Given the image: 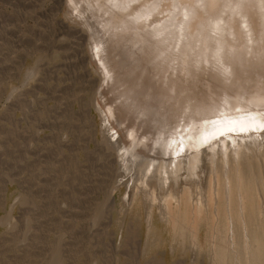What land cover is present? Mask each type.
I'll list each match as a JSON object with an SVG mask.
<instances>
[{"label": "rangeland", "instance_id": "374dc122", "mask_svg": "<svg viewBox=\"0 0 264 264\" xmlns=\"http://www.w3.org/2000/svg\"><path fill=\"white\" fill-rule=\"evenodd\" d=\"M125 1H126V3H125ZM125 1H123V0H111V1L108 0L107 1L106 0L107 3L105 2V5L108 4L106 6H109V3H110V6H112V5L114 7L119 6V7H117L119 10L118 9L117 10H118V12L121 11V13H120L121 15L120 14H119L120 16L117 15V21L121 20V24L119 21L118 27H119V30H120V28L122 29V30H120V32L122 33V37L125 36V38L127 39V37H128L127 35L130 33L129 34L130 38L128 37V39H131V42L133 43L132 44L133 46L131 49L136 51V52H134V51L130 52L132 56L138 55V56H136V58L137 59L140 58L139 60L144 61V58L141 55V51H142V49H144V46H146V45L153 46L155 48V51L158 52V53L156 52V55L157 54L160 55L159 59L161 58L160 60H162L160 62L163 63L162 69H161L163 72L162 73L163 77H161V74L159 73L160 70H159L158 66H156L152 60H148V61L145 60L146 62L144 61L145 64L148 65V67H147L145 64H143L146 66V69H144V72H147V75H149L148 79L150 80V82L147 85L148 92L147 93L145 92L146 94L143 93L144 94L143 96H147L146 97L148 100L147 102L152 104V106L154 108L153 110L156 111V113H160L163 116L162 121H161V127H162V125H163V128L166 126L173 125L174 120H175V122L178 120L179 122L182 121V123H183V120L186 118V114H185V112H187L186 109L189 105H191L190 104V100L192 99L191 97L192 96L196 97V95H198V96L202 95L204 98L206 96V98L209 99V101H211L212 99L218 100V101H220V100L224 101V100H226L227 96L232 95V96H236L238 98L246 99V100L258 98V99H260L259 100L260 104L264 103L263 102V100H264V95H263L264 94V92H263L264 91V81H263L264 80V71L262 69V65H258L256 62L257 57L261 58L264 56L263 55L264 54V48H262V46L264 47V30L263 31L261 30V29H263L264 24L259 23L260 21L264 22V20H263L264 19V14H263L264 12L262 11V6H261L262 2H261V4L257 5L258 3H260L259 0L258 1H256V0L255 1L254 0H238L237 2H239V3H237L236 0H234V1L233 0H231V1L230 0H223V2L224 1L229 2L228 4L227 3L225 4V3L221 2V0H216L215 1V4H216L215 10L217 12L215 11L214 13H209L208 10L205 11V8L209 6V4H208L209 2L207 0H205V1L204 0H195V1L193 0L194 2L192 0L191 1L187 0L188 2L186 0H184L185 2H183V3H185V4H183V3H182V5L178 4L179 6L177 5V3H181L183 0H180V1L174 0L175 2L174 1L169 2L171 0H165L166 2L164 0H155V2H153L154 0H150L149 3L147 0H144L146 2H144L143 0H141V1L140 0L139 1L133 0V2L134 1L135 2L134 3L132 2V4L136 5V7L133 5V8L131 7L132 4L130 5L131 0L130 1L125 0ZM142 1L145 3V4H143L144 9H145V7H148L151 9L154 8L153 12L151 11L152 13L149 11L151 9H149V10L146 9V16L147 15L149 16L151 14L150 17L144 16L145 13L143 15L144 18L145 17L148 18V19H146V18L145 19L149 20V24H147L148 22L142 18L143 16L142 17L140 16L143 14V12H145L144 9H143L144 10L143 11L140 8V7H142ZM157 1H159V2H157ZM219 1H220V3H219ZM241 1L243 3H241ZM121 2H122V4H121ZM150 2L152 3V5ZM231 2H232V4H231ZM160 3L163 6H161ZM196 3H198V4L196 5ZM235 3H237V4H235ZM246 3H248V4H246ZM119 4H121V6ZM127 4L129 5L128 9H130V7H131L130 10L127 9V7H128ZM220 4H222V5H220ZM137 5L138 6L141 5V6L138 7ZM145 5H147V6H145ZM158 5L162 9H160L158 7ZM171 5L173 8H171ZM199 5H201V6H199ZM217 5H218V7H217ZM227 5H229V6H227ZM237 5H239L238 6L239 8L237 7ZM246 5H248L249 8L246 7ZM253 5L255 6V8H254L255 10L253 9V7H254ZM243 6H245V7H243ZM68 7L69 6H68L66 0H0V218H1L0 221H3L2 217H3V219H5L3 222H0L1 223L0 224V264H29V262H30V264H39V263L44 264L45 262H46L45 264H50V263L51 264H219V261L217 262V259L219 258L221 260V258L217 255V251L220 250V248H221L220 245H223V244L226 245L227 248H231V249H229V251L231 250V253H232V255H230V258L236 257V259L238 258L237 261H241V262L248 261L247 263L250 262L249 264H255V262H256V264H258L259 262L257 263L256 257L251 252H248L249 251L248 249L251 248V244L254 246V242L252 240L253 239L252 233H255V235L257 236L258 230H259L258 236L260 237V234H261V236H263V237H260L259 239L263 238L260 241L261 242L263 241V243H264V223H263L264 216H263V214L260 215L261 219L258 217L262 221H260V220L258 221V219H257V224L254 226H250V227L247 225L248 228H245L244 224H242V223H240L239 224L240 226H239L236 223L234 224V222L232 223L233 226L230 225L231 224L230 223V224H228L229 225V227H228L227 221H226L225 225H224L225 227H228L225 229L227 232V234H226L225 230H222V231L216 230L217 227H216V224L214 223L213 219H212V221H213L212 222L210 217L206 218V217L210 216V213L208 214L207 213L208 211L205 209L204 211H207V212L204 213V211H203V215L204 214L206 215V216L204 215L205 216L204 218H206V219L201 220L203 222L200 221V223L198 225L199 227L196 228L198 232L196 231V234L193 233L196 235L194 237V236H192L193 230L191 231L190 228H189L190 231L187 230V234L185 233L186 231H184V230L188 229L187 227H184V228H186L183 230L184 232L181 231L183 228L178 229V232H177L176 229L178 226L174 229L173 227H171V224H168L166 221L161 220L159 211H157L158 208H155L153 218H152V223L150 226H148V228H146L147 227L146 226L147 219L145 220V216H146L145 214H146L147 206L149 204L145 203V201H147V200L145 199V196L142 193H139L137 195V198L132 199L131 198L132 197L131 191L134 189L133 186L135 184H136L135 186L138 185L139 187H141V185L144 183V181H146L145 185L144 184L143 185H144V187L148 185L147 184L148 180L142 179L141 177L137 176V174H139V173L141 174L142 171L145 173H146V171L149 172L150 167L151 168L153 167V162L155 164V162L158 159L156 160L155 154H154L155 156L152 155L153 156L152 159H151V157H149V158L146 157L145 154L143 155L144 152L146 154L148 152V151L146 152L144 149H142V148H144V146L145 147L147 146V145H145V142H142L143 144L140 143L137 146V148H135V149L128 146L129 150L127 151L126 143L128 142L129 138L131 139L132 142L137 143V140H136L137 137L132 136L131 131H129L127 129V133H124V132H126L125 131L126 129L124 130L125 127L121 128V127L125 126L127 123H129V119L125 118L123 122L122 121L119 122V120L116 118V116L113 112L114 110L109 111L107 109L108 105H111V106L118 105V103L120 101L117 98L118 97L117 88L112 90L111 84L106 85V82H104L100 78V76L98 74V67H97V66L100 67V65L95 63V61H93L92 58L90 57L89 45H87V41L84 38V36L80 33V31H78L81 29L80 25L78 24L79 22H77V20L75 18H73V19L70 18L69 12H71V11L69 10ZM124 7H126L125 10L127 9V11L124 10ZM156 7H158L162 11H159V9ZM180 7H181V9H179ZM194 7H195V9H194ZM221 7H222V10H221ZM258 7H260L261 10H259L260 8H258ZM138 8L141 11L140 10L137 11ZM166 8H167V10H165ZM184 8H186V9H184ZM200 8L204 11H202ZM226 8H228V9L226 10ZM236 8L240 9V11ZM245 8L246 9L248 8V10H246ZM250 8H251V10H250ZM120 9H122L124 12ZM134 9H135V14L133 12ZM155 9H158L157 11L159 13L156 11H155L156 12L155 13L154 12ZM176 9H178V10L176 11ZM187 9H189V10L187 11ZM206 9H208V8H206ZM230 9H232V10H230ZM244 9H245V12L241 13L242 10H244ZM136 11L138 12V14ZM189 11L192 13L195 12V15L198 14L199 17L195 16L192 13H189ZM225 11H226V13H225ZM231 11H233V13ZM236 11L238 14L236 13ZM247 11H250L251 13L247 12ZM206 12L209 15V17L206 14ZM222 12H224L225 15L226 14L227 15L224 17ZM252 12H255V13H252ZM259 12H260V14H258ZM75 13L76 12L73 11V14H75ZM130 13H132L133 16ZM153 13L155 15H157L156 19H155V15ZM168 13H169V15H168ZM176 13H178L179 15L177 14L178 16H176ZM187 13H189V15ZM203 13H205V14H203ZM171 14H173V15H171ZM201 14H203L202 15L203 17H205L207 15L206 20H205V18L201 17ZM217 14H219V15H217ZM220 14H222L221 16H223V17H221L219 20L218 17L220 16ZM233 14L238 15V16L236 15V17H238L237 19H239L240 17H243L237 21L240 23V21L242 20L241 23L243 24V28H242L241 23H240L241 25L239 23H237V25L236 24L233 25L232 29H231V27H226L229 29L228 31H227V29H224L225 24L223 25L224 28L221 29L222 24L228 20L227 18H230L231 16H233ZM135 15H137V16H135ZM152 15H153V18L151 17ZM166 15H168V17H170L169 18L170 22H169V20H166V17H167ZM228 15H230V16H228ZM211 16L217 17V20H215L216 18H214V19L211 18L214 21H209V20H211L210 19ZM168 17H167V19H168ZM179 17H182V18L178 19ZM234 17H235V15H234ZM257 17H259V18H257ZM126 18H128V19H126ZM138 18L140 21L138 20ZM141 18H142V20H141ZM185 18H186V20H185ZM190 18H192V19H190ZM197 18L202 19L201 22L199 21L201 23L200 25H197L199 23ZM249 18H250V20H249ZM260 18H262V20ZM158 19L160 21L164 20L165 22L161 23ZM173 19H174V22L172 21ZM177 19L179 21H177ZM258 19H259V22H258ZM135 20L138 21V23H135L136 22ZM154 20H155V22L152 24L151 22H153ZM190 20L191 21L194 20V22H193L194 25H192L193 23ZM204 20L208 24H205ZM131 21L133 23H131ZM143 21L145 22L146 25H144V23L143 24L141 23ZM188 21H189L190 25L188 23V25L186 26ZM250 21H252V23H251L252 26L249 24H248L249 26L247 25V23H249ZM125 22H126V24H124ZM172 22H173V25H175V23H177V24L175 26H173V25H171ZM211 22H214L212 24H213V27L215 29L217 27L218 36L220 35L219 36L220 39L217 37V34H216L217 30H214V28H211L212 27ZM215 22L216 23L218 22L217 26H216ZM256 22H258V24ZM122 23H123V25H122ZM139 23L145 29H143L142 27H141L142 29L138 28V25L140 26ZM156 23H158V25H159V26H157L158 28L156 27ZM159 23H161V24H159ZM255 23L257 24V26L258 25L260 27L262 26V28L261 29L257 28ZM130 24L134 25V26H129ZM136 24H137V26H135ZM164 24H165L166 28L162 27ZM202 24L204 26H202ZM147 25H149V26H147ZM169 25L172 26L173 28L169 29V27H170ZM151 26H152V28L148 29V27H151ZM184 26H186V27H184ZM196 26H198V28L201 31L203 30L202 33H200V31H198V33H200L199 35L204 33L203 35L197 36L198 35L197 30H199V29ZM218 26L220 27V29H218L219 28ZM239 26L241 28L240 30H242V31L244 30L246 32H242L240 30L238 31ZM246 26H247V28H245ZM131 27L132 28L135 27V30H134V28L132 29ZM202 27H205V29H202ZM253 27H256L257 30L255 28L253 29ZM130 28L132 29V31L134 30L133 31L134 35H133V33L131 35L132 31L129 32ZM185 28H187V30H186L187 32L185 31ZM206 28L208 31L206 30ZM166 29H168V30H166ZM258 29H260V30L258 31ZM234 30H236V31H234ZM249 30H250V32H249L250 34L248 33L249 34L248 35L246 33ZM122 31H124V33ZM135 31H137V32H135ZM184 31L186 32V34L184 33ZM211 31H213V32H211ZM226 31L229 32L228 36L231 35V32H232V34L233 33L235 34V36L233 34L234 37L232 35L230 36V39L233 38L230 41V44H229V41L228 42L225 41L224 36L223 37L221 36L222 34L226 35L227 34ZM138 32H140V33H138ZM144 32L147 34H145ZM149 32L153 35H151ZM172 32H173V34H172ZM206 32H209V33H207V36H208V38L211 37L210 40L207 39L206 36H204V35H206ZM219 32L221 34H219ZM240 32H242V33H240ZM252 32H253V34H251ZM136 33H137V35L135 36ZM196 33H197V35H196ZM101 34L102 33L100 32L99 35H101ZM144 34H145V36L143 37ZM165 34H166V36H165ZM192 34H194V36ZM185 35H187V36L185 37ZM212 35H214V36L212 37ZM243 35H244V37L242 38L241 36H243ZM245 35H247V36H245ZM253 35H254V37L256 36L255 41L252 39V38H254ZM131 36L134 38H131ZM150 36H152L153 39ZM167 36H169V37H167ZM258 36H261L262 38L258 37ZM147 37H148V40L146 39ZM189 37H191V38H189ZM193 37H195V38H193ZM216 37L219 40H216ZM174 38L175 39L178 38V39L175 40ZM200 38L202 39V40H200L201 42L203 41V39H206L202 42L204 45L202 43L200 44V42H199ZM213 38H215L216 41ZM241 38H242V40H241ZM248 38H249V40H248ZM140 39L142 40V42L139 44V42L141 41ZM150 39H152L153 41H151ZM192 39L194 41H191ZM212 39H213V42H212ZM234 39L240 40V42L239 41L236 42V40H234ZM137 40H140V41H137ZM182 40H183L184 44H183ZM195 40H196V42H195ZM207 40H209V41L207 42ZM220 40L223 41L222 44H220V42L218 43V41H220ZM258 40H260V41H258ZM149 41H151L150 44H149ZM197 41L199 44L197 43ZM241 41H244V42H241ZM245 41H248L247 44L249 45V43H250L251 45L247 46ZM249 41H251V42H249ZM235 42L237 44H235ZM180 43L183 45H181ZM206 43H207V45H206ZM224 43L226 46H224ZM257 43H258V45H257ZM190 44H192V45H190ZM216 44L218 47H219V45L220 46L223 45V46H221L222 48L219 47V49H222V50H220L223 53V57L221 59L223 60L224 63H226V65L221 63V60L218 61L216 59L218 57V51H219V49H217V50L215 49V48H218V47H216ZM241 44H242V46H241ZM243 44L244 45L246 44V45L243 47ZM159 45H161V47H163V48L156 49V47H158ZM180 45H181L182 49L180 48ZM212 45H213V47L215 46V48H213ZM204 46H205V50L207 52L206 53L207 59L201 60L200 51L202 52V49L204 50V48H203ZM231 46H233V47H231ZM234 46H236V47H234ZM255 46H257L258 48H256ZM185 47H186V49H185ZM245 47H247V48L249 47V49L247 50V48H245ZM183 48H184V50H187V48H188L187 52L184 51ZM198 48L201 50H198ZM160 49H163V50H160ZM210 49L211 50L213 49V50L211 51ZM245 49L248 53L244 52ZM193 50L194 51L198 50V51L193 52ZM240 50L242 51L241 53H240ZM160 51L161 52L164 51V52L160 53ZM182 51H183V53H181ZM132 52L135 54L138 52V54L135 55V54H132ZM210 52H211V54H210ZM251 52H252V54H254L253 56H251L252 55ZM258 52H260V53L258 54ZM178 53H180L179 54L180 59L177 61ZM244 53H246L248 56H244L245 55ZM185 54H189L188 57H189V59L190 58L191 59L188 60L187 57L185 56ZM241 54L242 55L244 54V55L242 56ZM239 55H240V58H239ZM169 57L171 58V60L169 59ZM176 57H177V59H176ZM196 57L200 58L199 60L201 62L197 61L198 58H196ZM208 57L212 58V59H210L211 62H209L210 60ZM245 57H246V59H245ZM252 57L253 58L255 57V59H252ZM173 58H174V60H173ZM182 58H183V60H182ZM239 59H243V60H241L242 63ZM246 60L248 61V63ZM254 60H255V62H254ZM169 61L170 62L172 61V62L170 63ZM179 61H180V63H179ZM191 61H192V63H191ZM149 62H150V64H149ZM185 62H186V64H185ZM188 62H189V64H191L190 66H189ZM212 62H213V64H212ZM195 63H197V64H195ZM198 63L201 65H198ZM202 63H203V65L205 64V66H203ZM166 64L169 67H171L170 73H168L169 67ZM229 64H230L229 67H233V66L234 67L229 68L228 67ZM176 65L180 69V70L177 69L178 72H176ZM187 65L189 67H193V70H192V68H190V70H189V68L185 69ZM165 66H167V67H165ZM36 67H37V69L35 70ZM203 67H204V69H203ZM165 68H167V70ZM184 69H185V71L188 70L187 71L188 76L186 75V72L183 71ZM235 69H236V71H235ZM177 73L179 75L178 78H177V76H178ZM191 73L194 75L191 76ZM169 74H170V76H169ZM182 74H185V75L183 76ZM171 75H172V77H171ZM174 75L176 77H174ZM183 77H185V79ZM193 77H196V78H193ZM179 78H181L180 80H183V82L180 81ZM207 78H209V79H207ZM186 79L188 81H186ZM200 79H203V80L199 81ZM225 79H226V82H225ZM166 80L168 81V83L170 82L171 88H170V86ZM171 80H174V81H171ZM178 80H179V83H178ZM161 81H162V85H161ZM192 82L194 83V86H193ZM259 82H260V84H259ZM175 84H176V87H175ZM178 84H180L181 86H179ZM201 84H202V86H201ZM184 85H185V87L183 88ZM166 86L169 88V90ZM218 86L219 87L225 86L226 88H228L225 90H228L229 92L226 93V91H225V93H224L223 88L221 90V87H220V90H219ZM156 88L157 89L161 88L162 90H164L163 97L161 95H159L158 93H155V92L153 93V95L151 94V91L156 90ZM195 88H196V90H195ZM244 88H245V90H244ZM100 89L101 90L103 89V90L101 91ZM172 89L175 90L174 92L176 95L174 94ZM201 89L203 90V93H202ZM216 89L218 91H220V94H222V95H219V93ZM98 91H99V93L102 92V94L99 95ZM191 92H193L194 94L196 93V94L194 95ZM169 93H170V95H168ZM173 94H174V97H176L177 95L178 96L174 99ZM189 94H190V96H188ZM184 95H186V98ZM31 99H32V101H31ZM92 99L97 100L94 102L95 104L93 103ZM177 99L179 101H177ZM180 100H181V102H180ZM187 100H189V101H187ZM92 103L95 106H93ZM96 103H98V105ZM174 103H175V108L173 106ZM177 103H179L180 106L178 104L177 105L178 107H177L176 106ZM171 104H172V106H171ZM96 105L98 106V108L100 106V108H101L100 111ZM176 107H177V109H176ZM170 108L172 111L170 110ZM104 112H106L107 114L104 115ZM112 112H113V115L115 117L112 115ZM105 116H106V119H105ZM178 116H179V118L177 119ZM169 119L171 120V122ZM167 120H169L168 121L169 124H168V122H165ZM157 122H159V121L157 120ZM162 122H164V123H162ZM158 124H160V123H158ZM111 127H113V128H111ZM166 128H167L166 130L170 129V127H166ZM113 130H114V134L118 133V132L121 133V131L123 130L124 136L121 133L122 137L119 134H116V136L117 135L118 136L115 137V135L113 134ZM116 130H117V132H116ZM128 131H129V133H128ZM110 134H113L112 138L114 137L115 138L114 140L111 138ZM127 134L128 135L131 134L130 137L127 136ZM104 136H105V138H108V136H109V138H111L112 140L108 138L109 139L108 142L110 141V143H111V141H112L113 146L114 145L117 146L116 148H114L115 146L114 147L112 146L113 150L115 149L114 151L110 150V149L108 151V148H106V146H107L106 143L101 141L104 138ZM125 136L127 137V139ZM120 137L123 139L120 140L121 139ZM134 139H135V141H134ZM116 140H119L120 142H122V141H124V142L119 143V141H116ZM115 142H118V143H115ZM104 145H106V146H104ZM261 145H263V147ZM139 147H141L140 152H139ZM118 149H119V152L117 151ZM203 149H205L204 146H203ZM130 150H132V151H130ZM146 150H148V149H146ZM142 151H143V153H142ZM117 152L119 155L121 153V155L119 156L117 154ZM127 152H129V153H127ZM137 152H139V153L136 154ZM124 153L125 154L127 153L128 156L126 157V155ZM141 153H142V156H141ZM246 153L248 156H250V158L253 161H255L254 162V170L258 172L260 179H262L260 187L259 186H258V188L256 187V194L258 195V198L257 197L256 198H257L258 203L261 202V203H259V206L261 209L262 204L264 206V201L262 202V198L264 200V176H263L264 175V142L259 143L257 145H251V149L246 151ZM105 154H107V155H105ZM135 155L137 157L138 156L139 157L137 158ZM106 156H107V158H105ZM113 156H114V158H113ZM131 156H133V157H131ZM140 156L141 157L144 156V158L146 159L147 162L145 160H143L142 158H140ZM25 157H27V158H25ZM166 157L167 156L163 157V159H162V163H163V161L165 163V164L163 163V165H162V169H163L162 171L165 175L164 177H167L169 175L168 173H169V170L171 169V166L168 163V157L167 158ZM103 158H104V160H103ZM118 158H120L119 159L120 163L116 164V162H118V160H116V159H118ZM136 158L138 160L137 161L135 160V163L137 162V164L135 165L133 161ZM147 158L149 161L147 160ZM180 158H181V160H182V158L184 160H186V157L184 154H182V157H180ZM150 159H151V161H150ZM127 160H129L130 165H129V162ZM165 160H166V162H165ZM184 160H182L180 163L181 167H182V164L184 165L186 162L185 161L184 163H182ZM113 161H114V163H113ZM144 162L147 164H144ZM149 162H151L152 164ZM110 163H112L114 166L116 164V166H115V168L117 167L116 170H115V168H113V165ZM25 164H26V166H25ZM142 164H143V166H142ZM119 165H120V169H118ZM166 165H168V166H166ZM40 168L42 169V171ZM139 168H141L140 172H139V170H140ZM108 169H109V171L113 170V172H110L111 176H109ZM117 170H119V171L117 172ZM129 170H131V171L128 172ZM135 170H137L138 172ZM199 170H201V169H199ZM199 170H197L196 173H197V176L199 175L198 178L200 179L203 176V174L201 175L200 173H204V172H203V170H201L199 172ZM114 172H116V173L113 175ZM116 174H117V176H116ZM119 174H120V176H119ZM121 174H122V176H121ZM107 175L111 178L107 177ZM112 175H113V177H112ZM124 175H125V177H124ZM114 176H116V177H114ZM118 176L122 177V179L121 178L119 179ZM137 177H139L140 180L137 179ZM123 178H125V180ZM113 179H115V180H113ZM136 179L138 181H136ZM104 180H107V181H104ZM141 180L142 181L144 180L143 183L142 184L138 183L139 181L141 182ZM190 180L192 182V185H194L195 189H196V185H197V188L199 189V190L198 189L196 190L197 193L201 189L202 192L200 191V194L202 195V193L204 192L203 189L201 188L202 184L200 185V182L195 181V179H188V181L186 179L185 181L189 182L188 184H191ZM116 181L119 182V185L117 184ZM132 181H134V183ZM108 182H111V183H108ZM121 182H123V183H121ZM102 185H103V187H102ZM111 186H112V188H111ZM130 187H131V189H130ZM167 187H165L164 190H161V193L163 191V193H162L163 196H165L164 191L166 193V196L168 195V192H167L169 190L168 184H167ZM143 188L141 187L140 191L145 192L146 189H143ZM52 189H54V190H52ZM112 190H113V192L111 194ZM53 191H54V193H53ZM106 191L107 192L109 191L108 194ZM95 192H96V194H95ZM259 192H261L263 194H260ZM238 193H239V191H236L237 195H236L235 199L237 198L239 200L240 196L238 195ZM200 194H198V195H200ZM103 195H106V196H104V198L106 199V197H107L109 200L106 199L107 201L106 200L104 201ZM25 196H26V200L24 201ZM87 196H89V197H87ZM261 196H262V198H261ZM109 197L110 198L112 197V198L110 199ZM94 198H95V200H94ZM86 199L89 201H87ZM142 199H143V201H142ZM101 200H102V202H101ZM110 200H112V201H110ZM122 200H123V202H122ZM124 200L126 203H124ZM128 200H129V202H128ZM201 200H202V198H201ZM26 201L32 202V203H28ZM46 201H48V202L46 203ZM100 202L102 203L103 208H101ZM95 203L96 204L98 203L97 204L98 206ZM130 203H131V205H130ZM125 204L127 205V207H125L126 206ZM144 204H146V205H144ZM233 206H234V204H233ZM128 207H130V208H128ZM8 208L11 210L9 211ZM32 208L35 210H33ZM86 208L89 210H87ZM105 209L108 211H106ZM82 210H83V212H82L83 214L81 212H79ZM100 210H101V212L104 211L105 213H101ZM95 212H96V214H95ZM76 213H78V214H76ZM84 213H85V215H84ZM97 213H98V216H97ZM100 213L102 216L100 215ZM79 214H82V215H79ZM99 215L102 217V219L99 218L100 217ZM4 216H6V217H4ZM7 216L9 217V219ZM91 218H92V220H91ZM96 218H97V220H96ZM159 218H160V220H159ZM45 219H49V220L47 221ZM40 220L43 222V224H42V222H40ZM26 221H29V223ZM210 222H211V224H210ZM258 222H260V223L262 222V223L260 224ZM45 223H47V224H45ZM212 223H214L215 225ZM147 225H148V223H147ZM210 225L211 226L213 225L212 228ZM235 226H236V228H234ZM24 227L28 228V229H24ZM39 227L41 229H39ZM209 227H210V229H209ZM232 228H234V230H231ZM241 228H243V229H241ZM145 229H148V231H145ZM261 229H262L263 233H262ZM244 230H246V231H244ZM253 230L255 232H253ZM179 231H180V233H179ZM233 231H234V233H233ZM238 231H239L240 236L238 235ZM247 231H250L249 232L250 235ZM251 231H252V233H251ZM60 232H61V236H60ZM193 232H195V231H193ZM214 232L216 234H218V233L219 234L218 235L215 234V236H214ZM221 232H223L222 236H221ZM33 233L34 234L37 233L38 235L36 234L33 236ZM176 233H177V235H176ZM183 233H184V235H183ZM245 233H247V234H245ZM27 234H28V236H27ZM189 234L191 236H189ZM243 234H244V236L247 235L246 237H248V239H247L248 242H249V239L251 240V242H249L250 248L248 247V245H245L246 241L244 240L245 237L243 238ZM181 236H182V238H183V236H185V237L182 239ZM218 236H220L219 237L220 239L217 238ZM228 236H229V239H228ZM233 236L235 237V239L233 238ZM249 236H250V238H249ZM43 237H44V239H43ZM191 237L192 238L194 237L193 239H195V243H193V240ZM223 237L225 240H222ZM56 238L57 239L60 238V239L57 240ZM187 239H189V240H187ZM240 239H242V241ZM219 240H220V242H218ZM232 240H235V241H232ZM237 240H238V242L241 241L240 244L237 243ZM69 241H71V242L73 241V242L71 243ZM221 241H222V243H221ZM230 241H232V242H230ZM39 242H40L41 246H40ZM68 242L70 243L69 245H68ZM243 242H244V245H243ZM43 243H45L44 246H42ZM61 243L63 244L62 246L60 245ZM211 243H212V245H211ZM213 243H215V244H213ZM216 243H217V245H216ZM229 243H230V245H229ZM236 243H237V246L235 245ZM32 244H34V245H32ZM38 244H39V246H38ZM64 244H67V245L65 246ZM215 245H216V247H215ZM234 245H235V247L233 248ZM262 245L263 246H261V245L260 246L264 248V244H262ZM34 246H37L39 248L43 247L46 249H40V251H39V249H36ZM243 246L244 247L247 246V247H245L246 249ZM33 247L36 250L31 249ZM57 247L59 250L57 249ZM213 247H215V249ZM236 247L238 248L237 251L235 249ZM239 247L241 250L239 249ZM232 248H233V250L235 249V252L232 250ZM60 249H62V250L65 249L67 253L63 252L61 250L63 252L61 254ZM67 249L71 254L68 253ZM244 249L246 251H244ZM78 250H79V252H78ZM34 251H36V252H34ZM38 251L40 254L42 251L45 252L44 254H46V253L47 254H46V256H44V254L39 256ZM232 251L234 252V254ZM262 251H264V250L262 249ZM237 252H238V254H237ZM239 252H240V255H239ZM20 253L22 256L19 255V257H20L19 258L18 254H20ZM31 253L33 256L31 255ZM35 253H36V255H38L37 257L39 259L34 257V256H36ZM214 253H216L218 258L215 257L216 255L214 256ZM263 253H261L262 256H260L262 258V259L260 258L261 264H264ZM15 254H16V256H14ZM236 254H237V256H236ZM241 254H243V257ZM25 255H27V256L29 255V256L26 257ZM61 255H63V256H61ZM246 255H247V257H246ZM24 256L26 258H24ZM42 256L46 257L45 259L46 260L48 259L49 262L44 260L43 258H40ZM238 256H241V257L239 258ZM47 257H49V258H47ZM244 257H246L248 260ZM33 258H34V261H33ZM56 258L58 260L60 258L61 259L58 262ZM215 258H216V260H215ZM27 259L28 260L31 259V260L28 261ZM35 259L37 261H35ZM53 259H54V261H52ZM253 259L255 261H253ZM26 260L28 261V263ZM42 260L45 262H43ZM258 261H259V258H258ZM261 261H263V262H261ZM35 262H37V263H35ZM220 262H221L220 264H223L222 260ZM230 262H231V259H230ZM226 264H229V260H228V263H226ZM230 264H234V263H230Z\"/></svg>", "mask_w": 264, "mask_h": 264}, {"label": "bare ground", "instance_id": "6f19581e", "mask_svg": "<svg viewBox=\"0 0 264 264\" xmlns=\"http://www.w3.org/2000/svg\"><path fill=\"white\" fill-rule=\"evenodd\" d=\"M108 1V0H107ZM111 1V0H110ZM123 1H125V0H123ZM130 1V0H129ZM137 1H139V0H137ZM141 1V0H140ZM144 1V0H143ZM142 1V7H143V4H145L144 2H146V1H144L143 2ZM148 1V3H149V1L150 0H147ZM165 1V0H164ZM172 1H174V0H171V1H169V2H172ZM175 1H177V0H175ZM174 1V2H175ZM180 1V0H179ZM187 1V0H186ZM191 1V0H190ZM193 1V0H192ZM195 1V0H194ZM193 1V2H194ZM205 1V0H204ZM209 3V6L208 7H206L205 5V7L206 8H208V9H206L205 7V11H207L208 10V12L209 13H214L216 10H215V1L216 0H207ZM231 1V0H230ZM234 1V0H233ZM238 0H236V2H237ZM255 1V0H254ZM256 1H258V0H256ZM260 1V3H258L257 5H259V4H261V2H262V4H261V6H262V11L264 12V0H259ZM66 2H67V4H68V8H69V10L71 11V12H69V14H70V18L71 19H73V18H75L76 20H77V22H79L78 24L80 25V30H78V31H80V33L84 36V38L86 39V41H87V45H89V54H90V57L92 58V60L93 61H95V63H97V64H99L100 65V67L99 66H97L98 67V74H99V76H100V78L104 81V82H106V85L107 84H111V88H112V90H114L115 88H117V93H118V99L120 100L119 101V103H118V105H114V106H111V105H108L107 106V109L109 110V111H113L114 112V114H115V116H116V118L119 120V122H123L124 121V119L125 118H128L129 119V123H127L125 126H123V127H121V128H124V130L126 131V132H124L123 130L121 131V133H122V135H123V132L124 133H127V129L129 130V131H131L132 132V136H136L137 137V143H135V142H132L131 141V139L129 138L128 139V142L126 143V147H127V151L129 150L128 148V146H130V147H132V148H137V146L140 144V143H142V142H145V145H147L146 147L144 146V148H142V149H144L146 152H147V154L144 152L143 153V151H142V153H143V155L145 154L146 155V157H151V159L153 158V156L152 155H156V162H155V164H154V162H153V167L151 168L150 167V170H149V172H147L146 171V173L145 172H143L142 171V173L140 174H137V176H139V177H141L142 179H144V180H148V185L147 186H145L144 187V185H145V182L146 181H144V183H143V181L141 180V182L139 181L138 183H143L142 185H141V187L143 188V189H146V191L144 192V191H140V188L141 187H139L138 185L137 186H133V190L131 191V195H132V199H135V198H137V195L139 194V193H142L144 196H145V199L147 200V201H145V203H148L149 205L147 206V210H146V216H145V220L147 219V221H146V228H148V226H150L151 225V223H152V218H153V214H154V209L155 208H158V210L157 211H159V214H160V217H161V220H164V221H166L168 224H171V227H173L174 229L177 227V232H178V229H182L181 231H183L184 229H186V228H184V227H187L188 229H186V230H184V231H186L185 233L187 234V230H189V228H190V230L192 231H195V232H193L192 231V236H196L195 234H196V231H197V229L196 228H198L199 226V223H200V221L201 220H205L206 218H209L210 217V219H211V221H212V219H213V221H214V223L216 224V227L218 228H216V230L218 231V230H225L226 228H228L229 227V225L228 224H230V225H232V223L234 222V224L236 223V224H240V223H242V224H244V227L245 228H248V226L250 227V226H254V225H256L257 224V219H258V221L261 219L260 218V215L261 214H263V216H264V206H263V204H262V206H261V209H260V206H259V203H261V202H259L258 203V201H257V198H258V195L256 194V187L258 188V186L260 187V185H261V180L262 179H260V177H259V174H258V172L257 171H255L254 170V162L255 161H253L251 158H250V156H248L247 155V153H246V151H248V150H250L251 149V145H257V144H259V143H262V142H264V127H262V125H264V103H262V104H260V99H250V100H246V99H241V98H238V97H236V96H232V95H229V96H227L226 97V100H224V101H222V100H220V101H218V100H211V101H209V99H207L206 98V96H205V98L202 96V95H196V97L195 96H192L191 98V100H190V104L191 105H189L188 107H187V112H185V114H186V118L183 120V123H182V121L181 122H179L177 119L179 118V116L177 117V121L175 122V120H174V122H173V125H171V126H166V127H170V129H168V130H166L167 128L166 127H164L163 128V125H162V127H161V121H162V118H163V116L160 114V113H156V111H154L153 109V106H152V104L151 103H149V102H147L148 100H147V96H143L144 94H146L147 92H148V90H147V85L149 84V82H150V80L148 79V76L149 75H147V72H144V69H146V66L148 67V65H146L145 64V62L146 61H148V60H152L153 62H154V64L156 65V66H158V68H159V73L161 74V77H163V72H162V65H163V63H161L160 61H162V60H160L159 59V54H157L156 55V52L157 51H155V48L153 47V46H151V45H146V46H144V49H142V51H141V55H142V57L144 58V61L143 60H139V59H137L136 58V56H138V55H136V54H138V52L135 54V53H133L132 52V54H135L136 56H132L131 55V51H134V52H136L135 50H132L131 48H132V42H131V39H128V37L130 36L129 34V32H131L132 31V29L134 28V30H135V27H131L128 31V37H127V39L125 38V36H123L122 37V33L120 32V30H122L121 28H120V30H119V27H118V22L120 21V24H121V20H119V21H117V15H119L120 13H121V11L120 12H118V8L117 7H119V6H117V7H114L112 4V6H110V3H109V6H106V5H108V4H106L105 5V2H106V0H66ZM131 2V3H130ZM129 3H130V5L132 4V2H133V0H131ZM135 2V1H134ZM133 2V3H134ZM153 2H155V0L153 1ZM157 2H159V1H157ZM166 2V1H165ZM183 2H185L184 0L181 2V3H177V5L179 4V5H182V3ZM188 2V1H187ZM221 2H223V0H221ZM252 2V1H251ZM107 3V2H106ZM114 3V2H113ZM124 3V2H123ZM125 3H126V1H125ZM124 3V4H125ZM151 3V2H150ZM199 3V2H198ZM198 3H196V5L198 4ZM204 3V2H203ZM219 3H220V1H219ZM223 3H229L228 1L226 2V1H224ZM237 3H239V2H237ZM237 3H235V4H237ZM241 3H243L242 1H241ZM240 3V4H241ZM245 3V2H244ZM249 3V2H248ZM248 3H246V4H248ZM255 3V2H254ZM121 4H122V2H121ZM121 4H119L120 6H121ZM123 4V5H124ZM140 4V3H139ZM169 4V3H168ZM172 4V3H171ZM183 4H185V3H183ZM195 4V3H194ZM231 4H232V2H231ZM234 4V5H235ZM239 4V5H240ZM251 4V3H250ZM256 4V3H255ZM117 5V4H116ZM115 5V6H116ZM133 5L134 4H132L131 5V7L133 8ZM151 5H152V3H151ZM157 5V4H156ZM160 5H161V3H160ZM174 5V4H173ZM178 5V6H179ZM189 5V4H188ZM203 5V4H202ZM220 5H222V4H220ZM239 5H237V7L239 6ZM128 6V7H127ZM127 9L129 8V5L127 4ZM135 7H136V5H134ZM138 6V5H137ZM139 6H141V5H139ZM138 6V7H139ZM145 6H147V5H145ZM161 6H163V5H161ZM170 6V5H169ZM168 6V7H169ZM199 6H201V5H199ZM227 6H229V5H227ZM241 6V5H240ZM250 6V5H249ZM254 6V5H253ZM252 6V7H253ZM260 6V7H261ZM126 7H124V10H125V8ZM131 7H130V9H131ZM134 7V8H135ZM142 7H140L141 8V10H143L144 9V7L142 8ZM158 7H159V5H158ZM158 7H156V8H158ZM167 7V8H168ZM184 7V6H183ZM182 7V8H183ZM196 7V6H195ZM195 7H194V9H195ZM217 7H218V5H217ZM223 7V6H222ZM222 7H221V10H222ZM243 7H245V6H243ZM246 7H248V5H246ZM251 7V6H250ZM257 7V6H256ZM260 7H258V8H260ZM160 8V7H159ZM158 8V9H159ZM165 8V7H164ZM167 8L165 9V10H167ZM171 8H173L172 7V5H171ZM187 8V7H186ZM186 8H184V9H186ZM190 8V7H189ZM224 8V7H223ZM239 8V7H238ZM238 8H236V9H238ZM249 8V7H248ZM248 8L246 9V10H248ZM255 8V6L253 7V9ZM118 9V10H117ZM127 9L125 10V11H127ZM130 9H128V10H130ZM146 9L147 10H149V9H151V8H148V7H145V12H143V14L142 15H140L141 17L144 15V13H145V15L144 16H146ZM154 9V8H153ZM153 9H151V10H149L150 12L152 11L153 12ZM158 9H155L154 10V12L156 11V12H158L157 10ZM160 9H162V8H160ZM159 9V11H162V10H160ZM179 9H181V7L179 8ZM201 9V8H200ZM228 8H226V10H227ZM234 9V8H233ZM245 9L244 10H242V12L241 13H243V12H245ZM120 10H122V9H120ZM133 10V9H132ZM138 10H140L139 8L137 9V11ZM140 10V11H141ZM143 10V11H144ZM178 9H176V11H177ZM189 9H187V11H188ZM199 10V9H198ZM197 10V11H198ZM202 10V9H201ZM225 10V9H224ZM230 10H232V9H230ZM239 11H240V9H238ZM250 10H251V8H250ZM255 10V9H254ZM257 10V9H256ZM259 10H261V8L259 9ZM258 10V11H259ZM73 11H75L76 13L75 14H73ZM123 11V10H122ZM136 11V12H137ZM169 11V10H168ZM180 11V10H179ZM183 11V10H182ZM191 11V10H190ZM189 11V13H192V12H190ZM200 11V10H199ZM198 11V12H199ZM202 11H204V10H202ZM235 11V10H234ZM124 12V11H123ZM129 12V11H128ZM131 12V11H130ZM134 14H135V9H134ZM148 12V11H147ZM151 12V13H152ZM155 12V13H156ZM175 12V11H174ZM181 12V11H180ZM217 12V11H216ZM232 13H233V11H231ZM247 12H250V11H247ZM149 13V12H148ZM147 13V14H148ZM159 13V12H158ZM183 13V12H182ZM186 13V12H185ZM189 13H187L188 15H189ZM202 13V12H201ZM225 13H226V11H225ZM225 13L224 12H222V14L224 15V17L227 15H225ZM236 13H237V11H236ZM251 13V12H250ZM249 13V14H250ZM252 13H255V12H252ZM257 13V12H256ZM72 14V15H71ZM131 15H132V13H130ZM137 14H138V12H137ZM154 14V13H153ZM178 13H176V16H178L177 15ZM192 14H194L195 15V12L194 13H192ZM203 14H205V13H203ZM203 14H201V17H203L202 15ZM206 14H207V12H206ZM222 14H220V16L218 17V19L220 20V18L221 17H223V16H221ZM229 14V13H228ZM238 14V13H237ZM237 14H233V16H231L230 18H227L228 20L225 22V23H223L222 24V26H221V29L222 28H224L223 27V25L225 24V28L224 29H227V31L229 30L228 28H226V27H231V29H232V27H233V25H237V23H239V22H237L238 20H240L241 18H243V17H240L239 19H237L238 17H236V15ZM240 14V13H239ZM258 14H260V12L258 13ZM262 14V13H261ZM264 14V13H263ZM121 15V14H120ZM119 15V16H120ZM123 15V14H122ZM151 15V14H150ZM150 15L148 16H146V17H150ZM155 15V14H154ZM165 15V14H164ZM163 15V16H164ZM168 15H169V13H168ZM168 15H166L167 17H168ZM171 15H173V14H171ZM184 15V14H183ZM193 15V16H194ZM200 15V14H199ZM208 15V14H207ZM206 15V16H207ZM212 15V14H211ZM217 15H219V14H217ZM234 15H235V17H234ZM245 15V14H244ZM255 15V14H254ZM118 16V17H119ZM133 16V15H132ZM131 16V17H132ZM135 16H137V15H135ZM139 16V15H138ZM144 16L142 17L144 20H146V19H148V18H144ZM156 16L157 15H155V19H156ZM175 16V15H174ZM181 16V15H180ZM195 16H198V14L197 15H195ZM205 16V15H204ZM206 16L205 17H203V18H205V20H206ZM228 16H230V15H228ZM238 16V15H237ZM260 16V15H259ZM262 16V15H261ZM126 17V16H125ZM152 18H153V15L151 16ZM167 17H166V20H169V22H170V17H168V19H167ZM188 17V16H187ZM190 17V16H189ZM192 17V16H191ZM199 17V16H198ZM208 17H209V15H208ZM245 17V16H244ZM247 17V16H246ZM250 17V16H249ZM256 17V16H255ZM135 18V17H134ZM133 18V19H134ZM137 18V17H136ZM140 18V17H139ZM139 18H138V20H139ZM142 18H141V20H142ZM159 18V17H158ZM180 18H182V17H179L178 19H180ZM193 18V17H192ZM192 18H190V19H192ZM211 18H216L215 20H217V17H210V19ZM257 18H259V17H257ZM91 19V20H90ZM126 19H128V18H126ZM132 19V18H131ZM151 19V18H150ZM172 19V18H171ZM177 19V21H179ZM188 19V18H187ZM195 19V18H194ZM198 19V18H197ZM213 19H211V20H209V21H214ZM248 19V18H247ZM261 20H262V18H260ZM159 20V19H158ZM184 20V19H183ZM185 20H186V18H185ZM201 20L202 19H198V22L200 21L201 22ZM205 20H204V23L205 24H208V23H206L205 22ZM218 20V21H219ZM249 20H250V18H249ZM255 20V19H254ZM264 20V19H263ZM136 21V20H135ZM140 21V20H139ZM148 23L147 24H149V20H146ZM151 21V20H150ZM160 21V20H159ZM173 22H174V19L172 20ZM176 21V22H177ZM191 21V20H190ZM208 21V22H209ZM242 21V20H241ZM241 21H240V23H241ZM257 21V20H256ZM128 22V21H127ZM155 22V20L153 21V22H151L152 24ZM157 22V21H156ZM161 23H163V22H165L164 20L163 21H160ZM173 22L171 23V25H173ZM186 22V21H185ZM192 23L194 22V20H192L191 21ZM196 23L197 25H200L201 23ZM221 22V21H220ZM258 22H259V19H258ZM258 22H256L257 24H258ZM131 23H133L132 21H131ZM135 23H138V21H136ZM142 24L144 23V25H146L145 24V22L143 21V22H141ZM161 23H159V24H161ZM188 23H189V21L187 22V24H186V26L188 25ZM210 23V22H209ZM212 23H214V22H211V25H212V27L211 28H214L213 27V24ZM216 23V22H215ZM239 23V24H240ZM251 23H252V21H250L249 23H247V25L249 24V25H251ZM255 23V24H256ZM260 24L261 23H263L264 24V22L262 21H260L259 22ZM124 24H126V22L124 23ZM140 24V23H139ZM151 24V25H152ZM177 23H175V25H176ZM185 24V23H184ZM183 24V25H184ZM195 24V25H196ZM217 24H218V22L216 23V26H217ZM220 24V23H219ZM242 24V23H241ZM240 24V25H241ZM254 24V25H255ZM257 24H256V26H257ZM262 24V25H263ZM122 25H123V23H122ZM128 25V24H127ZM175 25H173V26H175ZM189 25H190V23H189ZM192 25H194V23L192 24ZM210 25V24H209ZM248 25V26H249ZM129 26H134V25H129ZM135 26H137V24L135 25ZM147 26H149V25H147ZM157 26H159L158 25V23H156V27ZM170 26V25H169ZM186 26H184V27H186ZM202 26H204L203 24H202ZM206 26V25H205ZM215 26V25H214ZM245 26V25H244ZM252 26V25H251ZM250 26V27H251ZM121 27V26H120ZM143 28V26H141V24H140V26L138 25V28ZM154 27V26H153ZM162 27H164V28H166L165 27V24L162 26ZM171 27V28H170ZM169 27V29H172L173 27L172 26H170ZM189 27V26H188ZM197 28H198V26H196ZM200 27V26H199ZM207 27V26H206ZM219 27V26H218ZM249 27V28H250ZM124 28V27H123ZM129 28V27H128ZM127 28V29H128ZM141 28V29H142ZM149 28H152V26L151 27H148V29ZM158 28V27H157ZM190 28V27H189ZM201 28V27H200ZM235 28V27H234ZM242 28H243V24H242ZM245 28H247V26L245 27ZM252 28V27H251ZM256 29V27H253V29ZM257 28H262V26L260 27L259 25L257 26ZM126 29V28H125ZM137 29V28H136ZM143 29H145V28H143ZM156 29V28H155ZM154 29V30H155ZM182 29V28H181ZM192 29V28H191ZM195 29V28H194ZM199 29V28H198ZM202 29H205V27H202ZM218 29H220V27L218 28ZM241 28H240V26L238 27V31L240 30ZM260 29H258V31L260 30ZM133 30V31H134ZM166 30H168V29H166ZM187 30V28H185V31ZM190 30V29H189ZM197 30V29H196ZM206 30H207V28H206ZM205 30V31H206ZM214 30H217V27H216V29L214 28ZM247 30V29H246ZM257 30V29H256ZM262 31L264 30V27H263V29H261ZM127 31V30H126ZM133 31L131 32V35H132V33H133ZM150 31V30H149ZM153 31V30H152ZM151 31V32H152ZM173 31V30H172ZM184 31V33L186 34V32ZM198 31H200V33H202L203 32V30L201 31L200 29L199 30H197V33H198ZM208 31V30H207ZM220 31V30H219ZM224 31V30H223ZM226 31V32H227ZM232 31V30H231ZM234 31H236V30H234ZM240 31H242V30H240ZM253 31V30H252ZM102 33L101 35H99V33ZM123 33H124V31H122ZM135 32H137V31H135ZM162 32V31H161ZM160 32V33H161ZM165 32V31H164ZM183 32V31H182ZM211 32H213V31H211ZM242 32H246V31H242ZM242 32H240V33H242ZM250 32V30L246 33V34H248ZM138 33H140V32H138ZM145 33V32H144ZM150 33V32H149ZM194 33V32H193ZM197 33H196V35H197ZM200 33H198V35L197 36H201V35H203V34H201V35H199ZM207 33H209V32H206V35H204V36H206L207 37V39H211V37L210 38H208V36H207ZM228 33L229 32H227V34L225 35V34H222L221 36L223 37L224 36V39H225V41H229V44H230V41L233 39H230V36L232 35L233 36V34H232V32H231V35L230 36H228ZM260 33V32H259ZM143 34V33H142ZM145 34H147V33H145ZM145 34L143 35V37L145 36ZM151 34V33H150ZM172 34H173V32H172ZM183 34V33H182ZM191 34V33H190ZM217 37L220 39V35L218 36V30H217ZM215 34V35H216ZM219 34H221L220 32H219ZM238 34V33H237ZM250 34V33H249ZM248 34V35H249ZM251 34H253V32L251 33ZM255 34V33H254ZM261 34V33H260ZM133 35H134V33H133ZM137 35V33L135 34V36ZM140 35V34H139ZM151 35H153V34H151ZM193 36H194V34H192ZM195 35V36H196ZM241 35V34H240ZM257 35V34H256ZM262 35V34H261ZM165 36H166V34H165ZM177 36V35H176ZM181 36V35H180ZM183 36V35H182ZM187 35H185V37H186ZM203 36V37H204ZM211 36V35H210ZM214 35H212V37H213ZM234 36H235V34H234ZM233 36V37H234ZM245 36H247V35H245ZM251 36V35H250ZM140 37V36H139ZM152 39H153V37L152 36H150ZM162 37V36H161ZM167 37H169V36H167ZM192 37V36H191ZM191 37H189V38H191ZM217 37H216V40H219V39H217ZM242 38L244 37V35L243 36H241ZM253 37H254V35H253ZM256 37V36H255ZM255 37L254 38H252L254 41H255ZM258 37H261V36H258ZM130 38V37H129ZM131 38H134V37H132L131 36ZM155 38V37H154ZM188 38V39H189ZM193 38H195V37H193ZM197 38V37H196ZM242 38H241V40H242ZM262 38V37H261ZM137 39V38H136ZM142 39V38H141ZM140 39V40H141ZM144 39V38H143ZM147 40H148V37L146 38ZM152 39H150L151 41H153ZM165 39V38H164ZM175 39V38H174ZM178 39V38H177ZM177 39H175V40H177ZM214 40H215V38H213ZM213 39H212V42H213ZM245 39V38H244ZM247 39V38H246ZM251 39V38H250ZM257 39V38H256ZM140 40H137V41H140ZM160 40V39H159ZM187 40V39H186ZM200 40H202L201 38L199 39V42H200V44L204 41V40H206V39H203V41L201 42ZM209 40H207V42L209 41ZM215 40V41H216ZM234 40H236V39H234ZM248 40H249V38H248ZM261 40V39H260ZM260 40H258V41H260ZM136 41V40H135ZM134 41V42H135ZM151 41H149V44L151 43ZM189 41V40H188ZM191 41H194L193 39L191 40ZM224 41V42H225ZM237 41H239L240 42V40H236V42ZM263 41V40H262ZM261 41V42H262ZM142 42V40L139 42V44ZM148 42V41H147ZM177 42V41H176ZM182 42H183V40H182ZM181 42V43H182ZM195 42H196V40H195ZM194 42V43H195ZM211 42V41H210ZM220 42V44H222L223 43V41L222 40H220V41H218V43ZM235 42V44H237ZM241 42H244V41H241ZM246 42V44H247V42L248 41H245ZM249 42H251V41H249ZM137 43V42H136ZM158 43V42H157ZM163 43V42H162ZM180 43V44H181ZM190 43V42H189ZM197 43H198V41H197ZM217 43V42H216ZM178 44V43H177ZM183 44H184V42H183ZM183 44H181V45H183ZM199 44V43H198ZM203 44V43H202ZM211 44V43H210ZM213 44V43H212ZM233 44V43H232ZM245 44V45H246ZM253 44V43H252ZM138 45V44H137ZM145 45V44H144ZM165 45V44H164ZM181 45H180V48H181ZM186 45V44H185ZM190 45H192V44H190ZM204 45V44H203ZM206 45H207V43H206ZM234 45V44H233ZM244 44H243V47L245 46ZM249 45H251L250 43H249ZM248 44H247V46H249ZM257 45H258V43H257ZM139 46V45H138ZM197 46V45H196ZM221 46H223V45H221ZM220 45H219V47L220 48H222ZM224 46H226L225 45V43H224ZM230 46V45H229ZM239 46V45H238ZM241 46H242V44H241ZM261 46V45H260ZM140 47V46H139ZM167 47V46H166ZM175 47V46H174ZM209 47V46H208ZM212 47H213V45H212ZM216 47H218L217 46V44H216ZM219 47L218 48H215V46L213 47V48H215L216 50L217 49H219ZM231 47H233V46H231ZM234 47H236V46H234ZM256 48H258L257 46H255ZM134 48V47H133ZM136 48V47H135ZM158 48H163V47H161V45H159L158 47H156V49H158ZM165 48V47H164ZM178 48V47H177ZM202 48V47H201ZM204 48V50L202 49V52L200 51V53H201V60L202 59H204V60H206L207 59V55H206V50H205V46L203 47ZM207 48V47H206ZM239 48V47H238ZM237 48V49H238ZM245 48H247V47H245ZM260 48V47H259ZM262 48H264L263 46H262ZM137 49V48H136ZM140 49V48H139ZM138 49V50H139ZM166 49V48H165ZM182 49V48H181ZM185 49H186V47H185ZM192 49V48H191ZM244 49V48H243ZM249 49V47L247 48V50ZM160 50H163V49H160ZM183 50H184V48H183ZM187 50H188V48H187ZM187 50H184V51H186L187 52ZM198 50H201V49H199L198 48ZM198 50H196V51H194L193 50V52H197ZM211 50V49H210ZM213 50V49H212ZM211 50V51H212ZM220 50H222V49H219V51H218V57L216 58L218 61L219 60H221V63H223V64H225L226 65V63H224L223 62V60L221 59L222 57H223V53H222V51H220ZM229 51V50H228ZM164 52V51H163ZM163 52H161L160 51V53H163ZM180 52V51H179ZM185 52V53H186ZM214 52V51H213ZM242 51L240 50V53H241ZM244 52H246V53H248L247 51H246V49H245V51ZM158 53V52H157ZM168 53V52H167ZM181 53H183V51L181 52ZM189 53V52H188ZM192 53V52H191ZM199 53V54H200ZM217 53V52H216ZM236 53V52H235ZM234 53V54H235ZM246 53H244L243 55L244 56H248ZM255 53V52H254ZM260 52H258V54H259ZM180 53H178V59H177V57H176V59H177V61L180 59V55H179ZM209 54V53H208ZM210 54H211V52H210ZM251 54H252V52H251ZM250 54V55H251ZM177 55V54H176ZM188 55L189 54H185V56L187 57V59L188 60H190L189 59V57H188ZM242 55V54H241ZM242 55V56H243ZM254 54H252L251 56H253ZM264 55V54H263ZM163 56V55H162ZM200 56V55H199ZM210 56V55H209ZM232 56V55H231ZM257 56V55H256ZM141 57V56H140ZM193 57V56H192ZM164 58V57H163ZM185 58V57H184ZM196 58H198V57H196ZM195 58V59H196ZM209 58V60L210 59H212L211 57H208ZM227 58V57H226ZM239 58H240V55H239ZM249 58V57H248ZM169 59L171 60V58L169 57ZM186 59V58H185ZM200 58H198V60L197 61H200L199 60ZM244 59V58H243ZM243 59H239L240 61L241 60H243ZM245 59H246V57H245ZM252 59H255V57L253 58L252 57ZM173 60H174V58H173ZM182 60H183V58H182ZM238 60V61H239ZM249 60V59H248ZM216 61V60H215ZM247 61V60H246ZM245 61V62H246ZM250 61V60H249ZM143 62V63H142ZM170 62V61H169ZM168 62V63H169ZM172 62V61H171ZM170 62V63H171ZM196 62V61H195ZM201 62V61H200ZM199 62V63H200ZM203 62V61H202ZM209 62H211V60L209 61ZM229 62V61H228ZM254 62H255V60H254ZM256 62H257V64L258 65H262V69H263V71H264V56L263 57H261V58H258L257 57V59H256ZM167 63V64H168ZM179 63H180V61H179ZM184 63V62H183ZM191 63H192V61H191ZM198 63V65H201V64H199ZM241 63H242V61H241ZM247 63H248V61H247ZM143 64H145V65H143ZM149 64H150V62H149ZM166 64V65H167ZM185 64H186V62H185ZM184 64V65H185ZM188 64H189V62H188ZM195 64H197V63H195ZM212 64H213V62H212ZM228 64V63H227ZM256 64V65H257ZM36 65V64H35ZM34 65V66H35ZM165 65V64H164ZM181 65V64H180ZM191 64H189V66H190ZM202 65H203V63H202ZM208 65V64H207ZM215 65V64H214ZM168 66V65H167ZM167 66H165V67H167ZM172 66V65H171ZM188 65L186 66V68L185 69H187V68H189V70H190V68H192V70H193V67H189ZM194 66V65H193ZM203 66H205V64L203 65ZM230 66V64L228 65V67ZM232 66V65H231ZM169 67V66H168ZM180 67V66H179ZM197 67V66H196ZM234 67V66H233ZM233 67H229V68H233ZM252 67V66H251ZM101 70H100V69ZM154 68V67H153ZM202 68V67H201ZM211 68V67H210ZM213 68V67H212ZM37 69V67L35 68V70ZM148 69V68H147ZM150 69V68H149ZM166 70H167V68H165ZM170 69H171V67H169V72L168 73H170ZM177 69H179L178 68V66L176 65V72H178L177 71ZM185 69L183 70V71H185ZM203 69H204V67H203ZM206 69V68H205ZM209 69V68H208ZM180 70V69H179ZM198 70V69H197ZM207 70V69H206ZM214 70V69H213ZM212 70V71H213ZM230 70V69H229ZM188 71V70H187ZM187 71H185L186 72V75H187ZM233 71V70H232ZM235 71H236V69H235ZM172 72V71H171ZM193 72V71H192ZM207 72V71H206ZM244 72V71H243ZM242 72V73H243ZM33 73V72H32ZM155 73V72H154ZM180 74V73H179ZM202 74V73H201ZM217 74V73H216ZM231 74V73H230ZM154 75V74H153ZM152 75V76H153ZM177 75H178V73H177ZM183 76L185 75V74H182ZM194 74H192L191 73V76H193ZM218 75V74H217ZM233 75V74H232ZM159 76V75H158ZM168 76V75H167ZM166 76V77H167ZM169 76H170V74H169ZM188 76V75H187ZM210 76V75H209ZM231 76V75H230ZM237 76V75H236ZM171 77H172V75H171ZM170 77V78H171ZM174 77H176L175 75H174ZM179 77V75L177 76V78ZM186 77V76H185ZM185 77H183L184 79H185ZM216 77V76H215ZM168 78V77H167ZM176 78V79H177ZM182 78V77H181ZM181 78H179V80L181 79ZM193 78H196V77H193ZM201 78V77H200ZM219 78V77H218ZM227 78V77H226ZM172 79V78H171ZM207 79H209V78H207ZM24 80V79H23ZM179 80H178V83H179ZM193 80V79H192ZM201 80H203V79H200L199 81H201ZM248 80V79H247ZM163 81V80H162ZM162 81H161V85H162ZM167 81V80H166ZM171 81H174V80H171ZM177 81V80H176ZM175 81V82H176ZM180 81H182L183 82V80H180ZM186 81H188L187 79H186ZM196 81V80H195ZM198 81V80H197ZM198 81V82H199ZM215 81V80H214ZM246 81V80H245ZM261 81V80H260ZM264 81V80H263ZM164 82V81H163ZM185 82V81H184ZM224 82V81H223ZM225 82H226V79H225ZM230 82V81H229ZM241 82V81H240ZM167 83H168V81H167ZM172 83V82H171ZM191 83V82H190ZM193 83V82H192ZM203 83V82H202ZM210 83V82H209ZM222 83V82H221ZM236 83V82H235ZM169 84V86H170V82L168 83ZM223 84V83H222ZM229 84V83H228ZM231 84V83H230ZM259 84H260V82H259ZM159 85V84H158ZM179 86H181L180 84H178ZM186 85V84H185ZM185 85L183 86V88L185 87ZM197 85V84H196ZM204 85V84H203ZM211 85V84H210ZM252 85V84H251ZM187 86V85H186ZM193 86H194V83H193ZM200 86V85H199ZM201 86H202V84H201ZM232 86V85H231ZM239 86V85H238ZM255 86V85H254ZM257 86V85H256ZM167 87V86H166ZM175 87H176V84H175ZM190 87V86H189ZM198 87V86H197ZM196 87V88H197ZM219 87V86H218ZM221 87V86H220ZM220 87H219V90H220ZM168 88V87H167ZM170 88H171V86H170ZM178 88V87H177ZM181 88V87H180ZM179 88V89H180ZM196 88H195V90H196ZM199 88V87H198ZM211 88V87H210ZM222 88H223V91H224V93H225V91H226V93H228L229 91L228 90H225V89H228V88H226L225 86H222L221 87V90H222ZM246 88V87H245ZM245 88H244V90H245ZM155 89V88H154ZM178 89V90H179ZM189 89V88H188ZM187 89V90H188ZM193 89V88H192ZM247 89V88H246ZM260 89V88H259ZM14 90V89H13ZM101 90V89H100ZM103 90V89H102ZM101 90V91H102ZM152 90V89H151ZM168 90H169V88H168ZM194 90V91H195ZM202 90V89H201ZM205 90V89H204ZM217 90V89H216ZM231 90V89H230ZM242 90V89H241ZM248 90V89H247ZM172 91L174 92L175 90L174 89H172ZM218 91V90H217ZM232 91V90H231ZM141 92V93H140ZM146 92V93H145ZM158 93L159 95H161L162 97H163V95H164V90H162L161 88H159V89H157L156 88V90H152L151 91V94L153 95V93ZM177 92V91H176ZM182 92V91H181ZM264 92V91H263ZM12 93V92H11ZM98 93H99V91H98ZM144 93V94H143ZM150 93V92H149ZM191 93H193V92H191ZM202 93H203V90H202ZM205 93V92H204ZM218 93H219V95H222V94H220V91H218ZM242 93V92H241ZM94 94V93H93ZM100 94H102V92H100L99 93V95ZM174 94H175V92H174ZM174 94H173V97H174ZM194 94V93H193ZM196 94V93H195ZM194 94V95H195ZM230 94V93H229ZM168 95H170V93L168 94ZM176 95V94H175ZM205 95V94H204ZM264 95V94H263ZM178 96V95H177ZM176 96V97H177ZM185 96V98H186V95H184ZM183 96V97H184ZM188 96H190V94L188 95ZM209 96V95H208ZM246 96V95H245ZM10 97V96H9ZM94 97V96H93ZM168 97V96H167ZM176 97H174V99L176 98ZM182 97V96H181ZM180 97V98H181ZM190 98V97H189ZM213 98V97H212ZM8 99V98H7ZM215 99V98H214ZM31 101H32V99H31ZM92 101H93V103L95 102V101H97L96 99H92ZM177 101H179L178 99H177ZM187 101H189V100H187ZM84 102V101H83ZM180 102H181V100H180ZM263 102H264V100H263ZM66 103V102H65ZM91 103V102H90ZM92 103V104H93ZM63 104V103H62ZM91 104V105H92ZM95 104V103H94ZM93 104V106H95ZM97 105H98V103H96ZM179 103H177L176 104V106L178 105ZM182 104V103H181ZM96 105V106H97ZM100 105V104H99ZM171 106H172V104H171ZM173 106H174V108H175V103L173 104ZM179 106H180V104H179ZM184 106V105H183ZM160 107V106H159ZM178 107V106H177ZM177 107H176V109H177ZM94 108V107H93ZM97 108H98V106H97ZM99 111H100V106H99ZM97 109V110H98ZM64 110V109H63ZM95 110V109H94ZM170 110H171V108H170ZM175 110V109H174ZM104 111V110H103ZM172 111V110H171ZM98 112V111H97ZM102 112V111H101ZM107 112V111H106ZM106 112H104V115L105 114H107ZM113 112H112V115H113ZM178 114V113H177ZM110 115V114H109ZM164 115V114H163ZM181 115V114H180ZM114 116V115H113ZM114 116V117H115ZM183 116V115H182ZM104 118V117H103ZM105 119H106V116H105ZM157 120L159 121V122H157ZM166 120V119H165ZM170 120V119H169ZM169 120H167V121H165V122H168ZM65 122V121H64ZM170 122H171V120H170ZM158 123H160V124H158ZM162 123H164V122H162ZM182 123V124H181ZM168 124H169V122H168ZM180 124V125H179ZM127 127V128H126ZM111 128H113V127H111ZM120 128V129H121ZM108 129V128H107ZM110 129V128H109ZM243 129V130H242ZM41 130V129H40ZM50 130V129H49ZM119 131V130H118ZM129 131H128V133H129ZM169 131V132H168ZM116 132H117V130H116ZM52 133V132H51ZM103 133V132H102ZM121 133H115L114 134V130H113V134L115 135V137H117L116 136V134H119L120 136H121ZM101 134V133H100ZM107 134V133H106ZM113 134H110L111 135V138H112V135ZM105 135V134H104ZM109 135V136H110ZM131 135V134H130ZM130 135H128L127 134V136H129L130 137ZM37 136V135H36ZM107 136V135H106ZM109 136H108V138H109ZM124 136V135H123ZM122 137V136H121ZM120 137V138H121ZM126 137V136H125ZM105 138V136H104V138L101 140L102 142H104V143H106V145H104V146H106V148H108V151H109V149L110 150H113V147L115 146H113V142L111 141V143H110V141L108 142V140L109 139H111V138ZM119 138V139H120ZM132 138V137H131ZM113 140L115 139L114 137L112 138ZM111 139V140H112ZM118 139V138H117ZM123 138H121L120 140H122ZM126 139H127V137H126ZM135 139H134V141H135ZM133 140V139H132ZM116 141H119V140H116ZM126 141V140H125ZM101 142V143H102ZM124 141H122V142H120L119 141V143H123ZM115 143H118V142H115ZM147 143V144H146ZM94 144V143H93ZM143 144V143H142ZM113 146V147H112ZM124 146V145H123ZM203 146L205 147V149H203ZM262 147H263V145H261ZM103 147V146H102ZM101 147V148H102ZM117 146H115L114 148H116ZM253 147V146H252ZM112 148V149H111ZM125 148V147H124ZM140 148L141 147H139V152H140ZM105 149V148H104ZM146 149H148V150H146ZM254 149V148H253ZM95 150V149H94ZM115 150V149H114ZM113 150V151H114ZM118 152H119V149L117 150ZM125 151V150H124ZM130 151H132V150H130ZM105 152V151H104ZM112 152V151H111ZM116 152V151H115ZM118 152H117V154H118ZM134 152V151H133ZM132 152V153H133ZM139 152H137L136 154H138ZM99 153V152H98ZM108 153V152H107ZM127 153H129V152H127ZM127 153L125 154L126 155V157L128 156L127 155ZM131 153V152H130ZM142 153H141V156H142ZM111 154V153H110ZM134 154V153H133ZM182 154H184L185 155V157H186V160H184L183 158H182V160H184L182 163H184L185 161V164L183 165L182 164V167L180 166V163H181V158L180 157H182ZM105 155H107V154H105ZM119 155V154H118ZM120 155H121V153H120ZM119 155V156H120ZM154 155V156H155ZM43 156V155H42ZM136 156V155H135ZM140 156V158H142L143 160H145L146 161V159L144 158V156L143 157H141ZM165 156H167L168 157V163H169V165L171 166V169L169 170V175L167 176V177H164L165 175H164V173H163V169H162V165H163V163H164V161H163V163H162V159H163V157H165ZM51 157V156H50ZM53 157V156H52ZM118 157V156H117ZM131 157H133V156H131ZM137 157V156H136ZM139 157V156H138ZM137 157V158H138ZM166 157V158H167ZM23 158V157H22ZM25 158H27V157H25ZM105 158H107V156L105 157ZM113 158H114V156H113ZM134 159V164L136 165L137 164V162L135 163V160L137 161L138 159ZM139 158V159H140ZM148 158H147V160H148ZM261 158V157H260ZM109 159V158H108ZM120 158H118V159H116V160H118V162H116V164L118 163H120V160H119ZM128 159V158H127ZM131 159V158H130ZM151 159H150V161H151ZM103 160H104V158H103ZM107 160V159H106ZM111 160V159H110ZM141 160V159H140ZM139 160V161H140ZM142 160V161H143ZM33 161V160H32ZM41 161V160H40ZM90 161V160H89ZM112 161V160H111ZM115 161V160H114ZM114 161H113V163H114ZM128 162H129V160H127ZM132 161V160H131ZM138 161V162H139ZM149 161V160H148ZM43 162V161H42ZM99 162V161H98ZM107 162V161H106ZM110 162V161H109ZM127 162V163H128ZM147 162V161H146ZM165 162H166V160H165ZM122 163V162H121ZM141 163V162H140ZM139 163V164H140ZM143 163V162H142ZM149 163H151V162H149ZM47 164V163H46ZM100 164V163H99ZM110 164H112V163H110ZM116 164H115V166H116ZM144 164H147V163H145L144 162ZM152 164V163H151ZM165 164V163H164ZM107 165V164H106ZM113 165V164H112ZM129 165H130V162H129ZM25 166H26V164H25ZM109 166V165H108ZM115 166L113 165V168H115ZM127 166V165H126ZM138 166V165H137ZM142 166H143V164H142ZM152 166V165H151ZM166 166H168V165H166ZM38 167V166H37ZM45 167V166H44ZM49 167V166H48ZM119 168L118 169H120V165L118 166ZM136 167V166H135ZM53 168V167H52ZM92 168V167H91ZM99 168V167H98ZM112 168V167H111ZM117 168V167H116ZM116 168H115V170H116ZM122 168V167H121ZM143 168V167H142ZM166 168V167H165ZM41 169V168H40ZM107 169V168H106ZM110 169V168H109ZM109 169H108V172H109V176H111V174H110V172H113V170L112 171H109ZM132 169V168H131ZM134 169V168H133ZM140 170H139V172L141 171V168H139ZM144 169V168H143ZM199 169H201V170H203V172L204 173H200L201 175L203 174V176H202V178H198L199 177V175L197 176V170H199ZM29 170V169H28ZM27 170V171H28ZM56 170V169H55ZM111 170V169H110ZM201 170H199V172L201 171ZM41 171H42V169H41ZM57 171V170H56ZM88 171V170H87ZM119 170H117V172H118ZM122 171V170H121ZM131 170H129L128 172H130ZM135 171H137V170H135ZM33 172V171H32ZM107 172V173H108ZM138 172V171H137ZM136 172V173H137ZM116 172H114L113 173V175L115 174ZM120 173V172H119ZM123 173V172H122ZM127 173V172H126ZM41 174V173H40ZM106 174V173H105ZM33 175V174H32ZM113 175H112V177H113ZM135 175V174H134ZM200 175V176H201ZM262 175V174H261ZM108 175H107V177H109ZM116 176H117V174H116ZM116 176H114V177H116ZM119 176H120V174H119ZM118 176V177H119ZM121 176H122V174H121ZM133 176V175H132ZM197 176V177H196ZM264 176V175H263ZM20 177V176H19ZM104 177V176H103ZM124 177H125V175H124ZM136 177V176H135ZM139 177H137V179H139L140 180V178ZM49 178V177H48ZM106 178V177H105ZM109 178H111V177H109ZM122 179V177H119V179ZM132 178V177H131ZM46 179V178H45ZM84 179V178H83ZM108 179V178H107ZM124 180H125V178H123ZM133 179V178H132ZM135 179V178H134ZM136 179V181H138ZM187 179V181H188V179H195V181H199L200 182V185L202 184V189H203V193H202V195L200 194V191H201V189H200V191L197 193L196 192V190L198 189L197 188V185H196V189H195V187H194V185H192V182H191V180H190V182H191V184H188L189 182H187V181H185ZM85 180V179H84ZM91 180V179H90ZM100 180V179H99ZM113 180H115V179H113ZM118 180V179H117ZM104 181H107V180H104ZM121 181V180H120ZM135 181V182H136ZM18 182V181H17ZM99 182V181H98ZM117 182V184L119 185V182L118 181H116ZM115 182V183H116ZM125 182V181H124ZM133 183H134V181H132ZM166 182V183H165ZM187 182V183H186ZM46 183V182H45ZM108 183H111V182H108ZM121 183H123V182H121ZM137 183V182H136ZM186 183V184H185ZM19 184V183H18ZM52 184V183H51ZM103 184V183H102ZM167 184L169 185V190L167 191L168 192V195L166 196V193H165V191H164V194H165V196H163V191H162V193H161V190H164V188L165 187H167ZM194 184V183H193ZM87 185V184H86ZM105 185V184H104ZM116 185V184H115ZM199 185V184H198ZM20 186V185H19ZM51 186V185H50ZM107 186V185H106ZM102 187H103V185H102ZM116 187V186H115ZM127 187V186H126ZM45 188V187H44ZM52 188V187H51ZM107 188V187H106ZM111 188H112V186H111ZM168 188V187H167ZM166 188V189H167ZM200 188V187H199ZM79 189V188H78ZM95 189V188H94ZM93 189V190H94ZM130 189H131V187H130ZM142 189V190H143ZM52 190H54V189H52ZM199 190V189H198ZM100 191V190H99ZM110 191V190H109ZM108 191V192H109ZM236 191H239V193H238V195L240 196L239 197V200L237 199H235V197H236ZM260 191V190H259ZM107 192V191H106ZM108 192H107V194H108ZM112 192H113V190L111 191V194H112ZM202 192V191H201ZM29 193V192H28ZM53 193H54V191H53ZM77 193V192H76ZM260 194H263V193H261V192H259ZM27 194V193H26ZM30 194V193H29ZM45 194V193H44ZM95 194H96V192H95ZM110 194V193H109ZM198 194H200V195H198ZM21 195V194H20ZM47 195V194H46ZM19 196V195H18ZM49 196V195H48ZM91 196V195H90ZM104 196H106V195H103V198H104ZM108 196V195H107ZM143 196V197H144ZM22 197V196H21ZM31 197V196H30ZM86 197V196H85ZM87 197H89V196H87ZM93 197V196H92ZM91 197V198H92ZM95 197V196H94ZM257 197V198H256ZM47 198V197H46ZM110 198V197H109ZM112 198V197H111ZM110 198V199H111ZM201 198H202V200H201ZM204 198V199H203ZM261 198H262V196H261ZM23 199V198H22ZM41 199V198H40ZM90 199V198H89ZM93 199V198H92ZM91 199V200H92ZM106 199H108L107 197H106ZM105 198H104V201L106 200ZM124 199V198H123ZM129 199V198H128ZM144 199V198H143ZM143 199H142V201H143ZM26 200V196H25V199H24V201ZM52 200V199H51ZM87 200V199H86ZM94 200H95V198H94ZM109 200V199H108ZM131 200V199H130ZM22 201V200H21ZM87 201H89V200H87ZM103 201V202H104ZM107 201V200H106ZM110 201H112V200H110ZM132 201V200H131ZM261 201V200H260ZM264 200H263V198H262V202H263ZM26 202H28V201H26ZM48 201H46V203H47ZM52 202V201H51ZM85 202V201H84ZM101 202H102V200H101ZM100 202V203H101ZM122 202H123V200H122ZM128 202H129V200H128ZM28 203H32V202H28ZM54 203V202H53ZM107 203V202H106ZM105 203V204H106ZM124 203H126L125 202V200H124ZM144 203V202H143ZM96 204V203H95ZM98 204V203H97ZM96 204V205H97ZM104 204V205H105ZM110 204V203H109ZM129 204V203H128ZM233 204H234V206H233ZM87 205V204H86ZM100 205V204H99ZM126 205V204H125ZM130 205H131V203H130ZM144 205H146V204H144ZM143 205V206H144ZM46 206V205H45ZM98 206V205H97ZM129 206V205H128ZM32 207V206H31ZM35 207V206H34ZM37 207V206H36ZM87 207V206H86ZM94 207V206H93ZM125 207H127V205L125 206ZM25 208V207H24ZM40 208V207H39ZM46 208V207H45ZM101 208H103L102 207V203H101ZM128 208H130V207H128ZM263 208V209H262ZM26 209V208H25ZM33 209V208H32ZM87 209V208H86ZM96 209V208H95ZM94 209V210H95ZM107 209V208H106ZM105 209V210H106ZM120 209V208H119ZM144 209V208H143ZM207 210V211H204V210ZM8 210L10 211L11 209H9L8 208ZM7 210V211H8ZM33 210H35V209H33ZM32 210V211H33ZM49 210V209H48ZM74 210V209H73ZM87 210H89V209H87ZM104 210V209H103ZM110 210V209H109ZM122 210V209H121ZM26 211V210H25ZM30 211V210H29ZM37 211V210H36ZM97 211V210H96ZM106 211H108V210H106ZM124 211V210H123ZM203 211H204V213H210V216H208V217H206V218H204L205 216L203 215ZM79 212H83V210L82 211H79ZM87 212V211H86ZM100 212H101V210H100ZM9 213V212H8ZM20 213V212H19ZM24 213V212H23ZM101 213H105L104 211L103 212H101ZM101 213H100V215H101ZM125 213V212H124ZM22 214V213H21ZM27 214V213H26ZM29 214V213H28ZM46 214V213H45ZM76 214H78V213H76ZM83 214V213H82ZM82 214H79V215H82ZM95 214H96V212H95ZM207 214V215H208ZM5 215V214H4ZM8 215V214H7ZM70 215V214H69ZM84 215H85V213H84ZM92 215V214H91ZM99 215V216H100ZM124 215V214H123ZM10 216V215H9ZM28 216V215H27ZM47 216V215H46ZM97 216H98V213H97ZM102 216V215H101ZM99 217V218H101L102 219V217ZM2 217V216H1ZM4 217H6V216H4ZM8 217V216H7ZM94 217V216H93ZM260 219H259V218ZM47 218V217H46ZM95 218V217H94ZM98 218V217H97ZM97 218H96V220H97ZM8 219H9V217H8ZM28 219V218H27ZM52 219V218H51ZM86 219V218H85ZM84 219V220H85ZM263 219V218H262ZM0 220H1V218H0ZM2 220L4 221L5 219H3V217H2ZM35 220V219H34ZM42 220V219H41ZM40 220V222H42ZM45 220H49V219H45ZM91 220H92V218H91ZM159 220H160V218H159ZM3 221H0V222H3ZM209 221V220H208ZM207 221V222H208ZM212 221V222H213ZM227 221V225H228V227H225L224 225H225V222ZM260 221H262V220H260ZM26 222H28L29 223V221H26ZM39 222V221H38ZM44 222V221H43ZM43 222H42V224H43ZM90 222V221H89ZM201 222H203V221H201ZM25 223V222H24ZM37 223V222H36ZM93 223V222H92ZM147 223H148V225H147ZM214 223H212V224H214ZM258 223H260V222H258ZM262 223V222H261ZM260 223V224H261ZM263 223H264V219H263ZM1 224V223H0ZM23 224V223H22ZM26 224V223H25ZM41 224V225H42ZM45 224H47V223H45ZM204 224V223H203ZM208 224V223H207ZM210 224H211V222H210ZM214 224V225H215ZM55 225V224H54ZM92 225V224H91ZM98 225V224H97ZM226 225V226H227ZM248 225V226H247ZM11 226V225H10ZM96 226V225H95ZM211 226V225H210ZM213 226V225H212ZM212 226H211V228H212ZM233 226V225H232ZM237 226V225H236ZM236 226L234 227V228H236ZM240 226V225H239ZM243 226V225H242ZM263 226V225H262ZM46 227V226H45ZM82 227V226H81ZM121 227V226H120ZM215 227V226H214ZM234 228H232L231 230H234ZM244 228V229H245ZM260 228V227H259ZM262 228V227H261ZM22 229V228H21ZM24 229H28V228H25L24 227ZM31 229V228H30ZM38 229V228H37ZM39 229H41L40 227H39ZM38 229V230H39ZM45 229V228H44ZM51 229V228H50ZM58 229V228H57ZM196 229V230H195ZM209 229H210V227H209ZM238 229V228H237ZM241 229H243V228H241ZM263 229V228H262ZM262 229H261V231H262ZM47 230V229H46ZM71 230V229H70ZM189 230V231H190ZM212 230V229H211ZM215 230V231H216ZM25 231V230H24ZM27 231V230H26ZM85 231V230H84ZM145 231H148V229H145ZM174 231V230H173ZM183 231V232H184ZM236 231V230H235ZM243 231V230H242ZM244 231H246V230H244ZM29 232V231H28ZM198 232V231H197ZM220 232V231H219ZM224 232V231H223ZM223 232H221V236H222V233ZM225 232H226V230H225ZM248 233L250 232V231H247ZM253 232H255L254 230H253ZM20 233V232H19ZM64 233V232H63ZM179 233H180V231H179ZM182 233V232H181ZM193 233H195V234H193ZM233 233H234V231H233ZM241 233V232H240ZM251 233H252V231H251ZM261 233V232H260ZM262 233H263V231H262ZM37 234V233H36ZM36 234H34L33 233V236L34 235H36ZM42 234V233H41ZM191 234V233H190ZM189 234V236H191ZM215 232H214V236H215ZM219 234V233H218ZM218 234H216V235H218ZM225 234V233H224ZM226 234H227V232H226ZM245 234H247V233H245ZM26 235V234H25ZM38 235V234H37ZM40 235V234H39ZM94 235V234H93ZM176 235H177V233H176ZM179 235V234H178ZM183 235H184V233H183ZM211 235V234H210ZM234 235V234H233ZM236 235V234H235ZM238 235L240 236V234H239V231H238ZM249 235H250V233H249ZM258 235H259V230H258ZM256 236L255 235V233H252V240H253V242H254V246L251 244V248L249 247V242H251V240L249 239V242H248V237H246V236H244V234H243V238L245 237V245H248V247L250 248V249H248L249 251L248 252H251L255 257H256V261H257V263L259 262L260 263V260L262 259L260 256H262L261 255V253H263L264 251H262V249L264 250V248L263 247H261V246H263L262 244H264L263 243V241L261 242L260 240H262V239H259L260 237H263V236H261V234H260V237L259 236ZM27 236H28V234H27ZM60 236H61V232H60ZM59 236V237H60ZM175 236V235H174ZM188 236V237H189ZM224 236V235H223ZM238 236V237H239ZM24 237V236H23ZM63 237V236H62ZM61 237V238H62ZM81 237V236H80ZM185 236H183V238H184ZM193 237V238H194ZM220 236H218L217 238H219ZM237 237V238H238ZM26 238V237H25ZM28 238V237H27ZM181 238H182V236H181ZM180 238V239H181ZM182 238V239H183ZM192 238V237H191ZM192 238V240H193V243H195V239H193ZM211 238V237H210ZM233 238L235 239V237L233 236ZM232 238V239H233ZM249 238H250V236H249ZM35 239V238H34ZM39 239V238H38ZM43 239H44V237H43ZM57 239V238H56ZM58 239H60V238H58ZM57 239V240H58ZM205 239V238H204ZM220 239V238H219ZM228 239H229V236H228ZM231 239V238H230ZM27 240V239H26ZM33 240V239H32ZM179 240V239H178ZM187 240H189V239H187ZM213 240V239H212ZM217 240V239H216ZM222 240H225L224 239V237L222 238ZM241 241H242V239H240ZM37 241V240H36ZM183 241V240H182ZM206 241V240H205ZM232 241H235V240H232ZM232 241H230V242H232ZM240 241V242H241ZM69 242H71V241H69ZM68 242V245L70 244ZM73 242V241H72ZM71 242V243H72ZM208 242V241H207ZM215 242V241H214ZM218 242H220V240L218 241ZM224 242V241H223ZM240 242H238V240H237V243H239L240 244ZM244 242H243V245H244ZM30 243V242H29ZM28 243V244H29ZM42 243V242H41ZM58 243V242H57ZM56 243V244H57ZM65 243V242H64ZM81 243V242H80ZM221 243H222V241H221ZM237 243L235 244L236 246H237ZM262 243V244H261ZM35 244V243H34ZM34 244H32V245H34ZM39 244H40V242H39ZM39 244H38V246H39ZM213 244H215V243H213ZM219 244V243H218ZM226 244V243H225ZM234 244V243H233ZM37 245V244H36ZM45 245V243H43L42 244V246H44ZM53 245V244H52ZM51 245V246H52ZM59 245V244H58ZM61 246L63 245L62 243L60 244ZM65 246L67 245V244H64ZM82 245V244H81ZM211 245H212V243H211ZM216 245H217V243H216ZM216 245H215V247H216ZM228 245V244H227ZM229 245H230V243H229ZM235 245L233 246V248L235 247ZM261 245V246H260ZM40 246H41V244H40ZM48 246V245H47ZM214 246V245H213ZM221 246V248H220V250H218L217 251V255L221 258V260H222V262H223V264H226V263H228V260H229V264L230 263H234V264H249V263H247L248 261H245V262H241V261H237L238 260V258L236 259V257L234 258H230V255H232V253H231V250L229 251V249H231V248H227L226 247V245H220ZM239 246V245H238ZM31 247V246H30ZM36 249H39V251H40V249H46V248H39V247H37V246H34ZM34 247L33 248H31V249H34ZM46 247V246H45ZM49 247V246H48ZM54 247V246H53ZM56 247V246H55ZM60 247V246H59ZM193 247V246H192ZM215 247H213L214 249H215ZM244 247V246H243ZM245 247H247V246H245ZM244 247V248H245ZM74 248V247H73ZM194 248V247H193ZM192 248V249H193ZM218 248V247H217ZM233 248H232V250H233ZM262 248V249H261ZM21 249V248H20ZM29 249V248H28ZM27 249V250H28ZM36 249H34V250H36ZM57 249H58V247H57ZM207 249V248H206ZM213 249V250H214ZM236 249V251H237V247L235 248ZM235 249L233 250L234 252H235ZM239 249H240V247H239ZM246 249V248H245ZM244 249V251H246ZM22 250V249H21ZM59 250V249H58ZM62 249H60V251H61ZM65 250V249H64ZM64 250H62L63 252H66V250L64 251ZM241 250V249H240ZM32 251V250H31ZM39 251H38V253H39ZM45 251V250H44ZM60 252L61 254L63 253V252ZM67 251H68V249H67ZM194 251V250H193ZM232 251V252H233ZM30 252V251H29ZM34 252H36V251H34ZM33 252V253H34ZM43 252V251H42ZM41 252V254L39 253V256L40 255H42V254H44L45 252H43L42 253ZM48 252V251H47ZM51 252V251H50ZM78 252H79V250H78ZM209 252V251H208ZM234 252H233V254H234ZM25 253V252H24ZM58 253V252H57ZM67 253V252H66ZM68 253L69 254H71L69 251H68ZM247 253V252H246ZM250 253V254H251ZM27 254V253H26ZM47 254V253H46ZM46 254H44V256H46ZM237 254H238V252H237ZM237 254H236V256H237ZM19 255H21V253L20 254H18V257H19ZM31 255H32V253H31ZM35 255H36V253H35ZM216 255V253H214V256ZM217 255L215 256L216 258H218L217 257ZM239 255H240V252H239ZM242 255V257H243V254H241ZM14 256H16V254L14 255ZM22 256V255H21ZM26 257H28L27 255H25ZM24 256V258H26ZM33 256V255H32ZM31 256V257H32ZM38 255H36V256H34V257H36V258H38L37 257ZM55 256V255H54ZM61 256H63V255H61ZM60 256V257H61ZM73 256V255H72ZM213 256V257H214ZM245 256V255H244ZM253 256V257H254ZM232 257V256H231ZM239 258L241 257V256H238ZM246 257H247V255H246ZM246 257H244V258H246ZM20 258V257H19ZM40 258H43L44 260H46L45 258L46 257H40ZM47 258H49V257H47ZM59 258V257H58ZM63 258V257H62ZM216 258H215V260H216ZM229 258V259H228ZM251 258V257H250ZM249 258V259H250ZM258 258H259V261H258ZM261 258V259H260ZM263 258H264V253H263ZM39 259V258H38ZM57 259V258H56ZM61 259V258H60ZM59 259V260H60ZM66 259V258H65ZM219 259V258H218ZM217 259V262L219 261V264L221 263L220 261V259L218 260ZM230 259H231V262H230ZM247 259V258H246ZM28 260V259H27ZM26 260V261H27ZM29 260H31V259H29ZM28 260V261H29ZM59 260L57 259V261L59 262ZM69 260V259H68ZM248 260V259H247ZM252 260V259H251ZM250 260V261H251ZM28 261H27V263H28ZM33 261H34V258H33ZM35 261H37L36 259H35ZM43 261V260H42ZM41 261V262H42ZM46 261H48V259L46 260ZM52 261H54V259L52 260ZM71 261V260H70ZM253 261H255L254 259H253ZM264 261V260H263ZM263 261H261V262H263ZM43 262H45V261H43ZM49 262V261H48ZM56 262V261H55ZM216 262V263H217ZM35 263H37V262H35ZM46 263V262H45ZM44 263V264H45ZM54 263V262H53ZM62 263V262H61ZM71 263V262H70ZM258 263V264H259ZM29 264H30V262H29ZM40 264V263H39ZM43 264V263H42ZM51 264V263H50ZM255 264H256V262H255ZM261 264V263H260Z\"/></svg>", "mask_w": 264, "mask_h": 264}, {"label": "snow or ice", "instance_id": "6c2138e0", "mask_svg": "<svg viewBox=\"0 0 264 264\" xmlns=\"http://www.w3.org/2000/svg\"><path fill=\"white\" fill-rule=\"evenodd\" d=\"M262 127H264V125H262ZM243 130V129H242Z\"/></svg>", "mask_w": 264, "mask_h": 264}]
</instances>
